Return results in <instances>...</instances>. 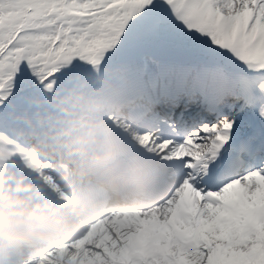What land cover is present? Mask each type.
Wrapping results in <instances>:
<instances>
[{
    "label": "snow or ice",
    "instance_id": "snow-or-ice-1",
    "mask_svg": "<svg viewBox=\"0 0 264 264\" xmlns=\"http://www.w3.org/2000/svg\"><path fill=\"white\" fill-rule=\"evenodd\" d=\"M82 82L122 194L21 264H264V0H0V135L28 149Z\"/></svg>",
    "mask_w": 264,
    "mask_h": 264
},
{
    "label": "rangeland",
    "instance_id": "rangeland-1",
    "mask_svg": "<svg viewBox=\"0 0 264 264\" xmlns=\"http://www.w3.org/2000/svg\"><path fill=\"white\" fill-rule=\"evenodd\" d=\"M100 88L104 89L102 86L94 87L86 82H82L79 85L72 86L69 91L57 100L58 111L50 113V116L54 117V119L46 124L43 131L48 135V133H50V128H52L54 133L51 135V142L53 141L56 144L58 150L61 148L59 144L60 140L64 138L68 139V135L72 131H79L75 121L76 117L68 114L64 110L61 99L65 97L66 101L71 104L70 106L75 109V114L77 116L81 115V118L87 117L90 119L87 113L93 111H106L110 106H113L114 103L112 100L106 101L100 97ZM96 117H98L97 114ZM102 121L105 123V125L103 124V128L107 129L106 126L109 124L106 123V120ZM82 122L84 123V120H82ZM80 126L86 128L84 125ZM2 139L4 140V137H2ZM3 140L0 141V153L2 154L4 152H11L12 154L20 153L19 149L24 150L20 153L22 155L21 157H19V155H13L14 158L11 157L0 161V218H4L6 223H11L15 221L16 215L17 219L23 215V213L20 212L22 206L19 199L27 194V197L37 196V191L29 193V189L34 186H32V180L41 183L43 185L42 189L45 190H52L56 187L59 189V186L54 181V174L51 170L44 168V166L47 165L41 164V160L37 161L34 156H29L28 159L24 158L25 152H30L31 148L26 150L23 145L17 144L12 139L10 143ZM12 145H15V147L13 148ZM56 153L59 152L56 151ZM64 156L65 154L63 157ZM4 158H7V156H4ZM4 194L7 195V197H4ZM27 197L22 200L25 201ZM15 228L16 227L12 226V230L15 231ZM4 229L5 228L0 232V236L3 235ZM10 232L9 230L6 234ZM10 256H15L14 252Z\"/></svg>",
    "mask_w": 264,
    "mask_h": 264
},
{
    "label": "bare ground",
    "instance_id": "bare-ground-1",
    "mask_svg": "<svg viewBox=\"0 0 264 264\" xmlns=\"http://www.w3.org/2000/svg\"><path fill=\"white\" fill-rule=\"evenodd\" d=\"M85 120L87 121L86 127L89 128L92 131V133L91 132L82 131L83 128L80 125L77 127L79 129V132L82 131V133H88V135L91 134V135H94L95 137H93L94 138L93 141H86L84 138L79 137V134H75V136H72V138L69 141L70 144H68V146H71L74 149H76V146L77 145L79 146L78 151L75 150V154L77 156V160L80 161L81 163H84L85 162L84 153L81 151L82 148H85V150L87 152L91 153L92 155L97 156V158L99 160H102L103 159V156L107 152L110 153V155H111L112 158L114 156H117L118 152L114 148H111V147L107 146V144L112 143V144H114L116 146L119 145L120 147H122L120 141L117 140V136L120 137L121 134L116 133V135H114L113 132H108L105 129L100 128L99 127V125H100L99 121L92 120V119H89V118H85ZM75 137H78V141H77V143L73 144L72 141L75 139ZM98 138L101 140V142L98 141ZM93 144L102 145L103 148H104V150L103 151H100V150H92L89 147V145H93ZM89 163H91V162H89ZM32 182H34V181H32ZM34 183H33V185L37 187V185H35ZM48 193H50V192H48ZM13 224L16 225L17 222H14ZM21 228L25 229V230H23V232H27V231L30 230V227L27 228L24 225H22ZM21 243L22 242L17 243L16 246H18ZM14 247H9L7 250H4V247H2L0 245V260H3L5 257H7V255H9V251L10 250H13ZM13 259H17V258H13Z\"/></svg>",
    "mask_w": 264,
    "mask_h": 264
}]
</instances>
